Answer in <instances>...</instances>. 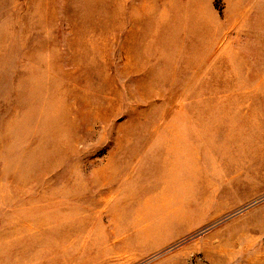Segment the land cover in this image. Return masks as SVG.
Segmentation results:
<instances>
[{
    "label": "rangeland",
    "instance_id": "1",
    "mask_svg": "<svg viewBox=\"0 0 264 264\" xmlns=\"http://www.w3.org/2000/svg\"><path fill=\"white\" fill-rule=\"evenodd\" d=\"M0 264H264V0H0Z\"/></svg>",
    "mask_w": 264,
    "mask_h": 264
}]
</instances>
